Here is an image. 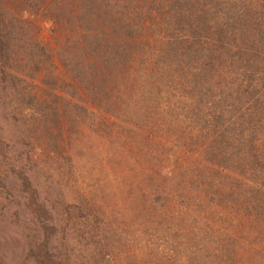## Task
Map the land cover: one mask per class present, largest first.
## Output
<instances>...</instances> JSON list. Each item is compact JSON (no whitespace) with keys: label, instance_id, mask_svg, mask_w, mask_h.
<instances>
[{"label":"rangeland","instance_id":"374dc122","mask_svg":"<svg viewBox=\"0 0 264 264\" xmlns=\"http://www.w3.org/2000/svg\"><path fill=\"white\" fill-rule=\"evenodd\" d=\"M9 1L13 19L26 30L17 39L27 48L31 41L46 47L51 61L23 83L32 109L41 113L36 115L39 129L29 127L28 133L42 145V155L28 172L32 190H21V182L9 177L11 196L0 189V264H39L42 252L34 250L48 234V255L60 252L64 264H80L85 256L90 264H264V131H251L256 123L245 114L246 102L259 95L253 87L264 80L238 75L239 62L207 70L202 89L207 94L193 99L195 55L173 53L186 45V32L208 34L219 18L218 7L183 8L177 0H90L85 10L79 3L88 0ZM103 1L116 6L110 13L121 1L150 11L143 36L150 43L134 47L136 57L120 79V94L113 91L98 102L114 75L100 86H81L83 80L69 68V29L81 25L77 35L87 40L112 32L101 26L102 18L95 20ZM235 2L239 8L246 4ZM186 9L196 27L182 18ZM74 15L83 16V23ZM121 37L112 34V44H120ZM104 65L106 60L95 63L100 71ZM146 98L150 116L143 123L135 112L144 111L138 105ZM195 104L199 114L193 113ZM212 120L219 121L221 133ZM182 132L191 142L205 141L213 152L209 159L178 150L180 158L167 161L161 147L175 158L171 138ZM212 163L220 168L214 171ZM29 201L48 209L46 217H36ZM75 206L93 214L90 225L99 246L86 237L82 221L71 223L69 207Z\"/></svg>","mask_w":264,"mask_h":264},{"label":"trees","instance_id":"16d2710c","mask_svg":"<svg viewBox=\"0 0 264 264\" xmlns=\"http://www.w3.org/2000/svg\"><path fill=\"white\" fill-rule=\"evenodd\" d=\"M88 1L87 3H79V5L88 10L90 5H92V2ZM123 1L118 3L120 8L116 9L114 13H110V10L116 6L110 1H103L104 7L100 8L99 11L97 10L95 15V20L98 21L102 18L103 22L101 26L109 27L112 32L104 33L102 30L103 32L96 33L93 39L87 40L77 35L78 31L82 33L81 25L69 29V45H73L69 48V68L74 73L75 71L76 73L78 72L79 75L74 73L73 75H75V79L79 78L83 80L81 86L86 87L88 90V88H93V84L100 86V82L104 83L110 79L111 75H114L113 83H115V88L112 86L113 83L108 84L106 82V88L103 89L105 93L100 90L98 102L100 101V97L102 99L104 95L111 96L113 91L117 95L120 94L123 89L122 76L136 57L135 52L137 51L134 47H137V44H139L138 50L141 45L145 47L149 46L150 43V40H143V36L146 24L150 20V16L148 17L147 15L151 12H143L144 6L137 5L136 7V5H132L131 3H122ZM177 1L182 7L184 6L183 8L193 5L195 7L200 6V8L217 6L220 12V14L218 13L219 18L215 22V26L208 28L209 32L207 35H204L206 31L201 32V35H198L197 32H190V34L186 32L182 36L185 39L184 43L186 45L178 50H173V53L180 56L184 54L186 57L195 55V57H192L194 59L192 63L195 64L191 67V83L193 89L198 92L191 95L193 99H195L194 97L201 99L207 94V92H202V89H205L204 79L207 70L218 71V68L222 66L239 62L238 75L252 76L253 78L258 75L259 79L264 80V0H249L248 2L244 0L246 4L241 8L237 7L236 0ZM135 2L137 4L144 3L141 0H135ZM206 12L208 11L203 12L200 17V20L203 21V27ZM13 17L11 2L0 0V189L7 196L11 195L6 187V177H9L12 181L18 180L21 182L20 188L23 191H28L27 189L32 190L31 188H33V184L28 177V172L31 163H38L40 161V156L42 155L40 147L42 145L32 141L28 132L31 129H39L41 123L36 122L40 118H37L36 115L41 116V113L36 111L37 108H34L35 110L32 109V100L28 99L25 91L27 87L23 83L26 81V77L32 78L36 73L43 71L46 61H51L50 52L48 53L49 50L46 47L39 49L37 46H34L35 41H31L27 48L24 47L21 39H17L16 35H24L26 30L21 31L23 27L19 25L18 18L15 20ZM74 18L75 22L79 21L81 24L84 21L81 15H74ZM182 18L189 25L192 24L196 27L192 23L193 19L189 10H185ZM131 27H134L133 30L127 32L126 30ZM20 31L21 34L19 33ZM112 34L114 36L117 34L122 36L120 44H112ZM34 53H36L37 58H35ZM32 55L34 58H32ZM137 55L140 54L137 53ZM45 56L46 58H44ZM88 60L93 64V73L90 72L92 67L89 65ZM101 60H106L109 65H104L100 71L99 66H95V63ZM80 62L82 63L80 68H78ZM105 70L112 72H106ZM120 75L121 78H119ZM210 75L214 77L213 73ZM250 85L254 86L252 82ZM253 88L259 95H252L248 102H246L245 114L249 118L253 117L256 123L253 124L254 129L251 127V131L254 132L259 128H262L264 131V124H261L264 121V84L260 87L254 86ZM215 90L212 89L211 93ZM76 93H78L77 89ZM28 96L30 95L28 94ZM90 100L92 103L93 99L90 98ZM147 101L148 98L143 99L141 104L138 105V108L144 111L135 112V117L139 118L143 123H147L150 116V109L145 106ZM69 104L71 103L69 102ZM197 109H200V106L195 104L193 113L199 114L200 112ZM145 118L147 119L142 121ZM30 121L35 123L31 125ZM28 124L30 125L28 126ZM211 124L221 133L222 128L219 127V121L214 122L212 120ZM171 142L175 144V147H172L174 148L175 158L173 156L168 157L166 154L168 148L163 149L160 146L164 151L166 160L171 164L174 160L180 158L176 154L178 150L197 153V157L199 159L202 158V160L209 159L213 153L210 154L209 148L204 146L205 141L202 144L191 142V139L185 136V132H182L179 136L178 134L174 135V138H171ZM206 154L209 155L206 156ZM211 165L215 168L214 171L220 168L213 166V163ZM215 165L217 166V161ZM30 203L34 204L33 211L36 217H46L48 209L41 204ZM92 215L91 211L86 207L83 209L75 206L74 210L69 207V219L71 223L75 224V220L77 221L75 225L79 226V221H82V225L86 226L82 231H88L86 232V237L89 238L88 235H90L91 244L93 245L97 242L99 246V240H97L95 232L91 230L90 220H93ZM75 231L82 232L81 229H76ZM49 236L48 234L42 240L38 239L39 244L37 242L36 248L33 246L35 250L32 248L34 251L40 249L38 252H42L40 256L37 254L36 259L38 263L64 264L60 252L57 251V256H54L55 254L48 255L52 252L48 246L50 241ZM53 249H57V247L54 246ZM41 258L43 259L42 261ZM79 263L90 264V258H87V256L85 258L81 257ZM95 264L98 263L95 261Z\"/></svg>","mask_w":264,"mask_h":264}]
</instances>
